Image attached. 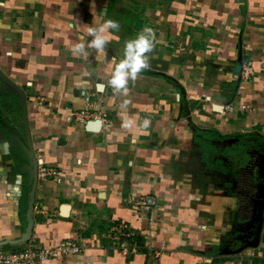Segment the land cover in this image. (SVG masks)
Returning a JSON list of instances; mask_svg holds the SVG:
<instances>
[{"label": "crops", "instance_id": "1", "mask_svg": "<svg viewBox=\"0 0 264 264\" xmlns=\"http://www.w3.org/2000/svg\"><path fill=\"white\" fill-rule=\"evenodd\" d=\"M85 97L106 123L70 117ZM66 239L80 252L43 264H264V0H0V247Z\"/></svg>", "mask_w": 264, "mask_h": 264}, {"label": "clouds", "instance_id": "2", "mask_svg": "<svg viewBox=\"0 0 264 264\" xmlns=\"http://www.w3.org/2000/svg\"><path fill=\"white\" fill-rule=\"evenodd\" d=\"M119 28V22L113 19H107L98 27L89 26L87 31L91 39L86 44H76L72 49L73 55H81L86 59L89 55L88 49L103 50L108 43L110 30H119ZM153 38V30L145 28L135 39L126 42L125 58L116 65L108 82L115 91L126 94L129 80H134L137 73L147 67L146 53L153 48ZM149 124L150 121L145 118L142 126L147 128ZM124 126L128 127V124L125 123Z\"/></svg>", "mask_w": 264, "mask_h": 264}, {"label": "built area", "instance_id": "3", "mask_svg": "<svg viewBox=\"0 0 264 264\" xmlns=\"http://www.w3.org/2000/svg\"><path fill=\"white\" fill-rule=\"evenodd\" d=\"M250 68L248 65L244 67L241 71V78L249 79L251 76ZM87 105L79 110H72L69 112L71 118L74 121L87 125L98 121L101 125L106 123V117L97 112L93 111L88 104V97H85ZM46 174L43 168L39 169L38 176L44 177ZM126 225L121 223L117 228L114 229V237L118 239L119 237H129L130 230L126 231ZM124 244L121 245L123 247ZM80 246L75 243V241L66 239L61 240L54 246L47 247L36 244H29L27 247L21 251H5L0 247V264H43L50 260H64L71 255L78 254L80 252Z\"/></svg>", "mask_w": 264, "mask_h": 264}, {"label": "trees", "instance_id": "4", "mask_svg": "<svg viewBox=\"0 0 264 264\" xmlns=\"http://www.w3.org/2000/svg\"><path fill=\"white\" fill-rule=\"evenodd\" d=\"M117 225H120V224H117ZM126 231H128V230H130L129 228H128V226L126 225ZM130 232V231H129ZM130 237V236H129ZM129 237H127V238H129ZM130 239H138V240H140V238L139 237H136V236H134V234L130 237Z\"/></svg>", "mask_w": 264, "mask_h": 264}, {"label": "water", "instance_id": "5", "mask_svg": "<svg viewBox=\"0 0 264 264\" xmlns=\"http://www.w3.org/2000/svg\"><path fill=\"white\" fill-rule=\"evenodd\" d=\"M88 126L89 127H91V126H99V122L95 121V122L89 123Z\"/></svg>", "mask_w": 264, "mask_h": 264}]
</instances>
